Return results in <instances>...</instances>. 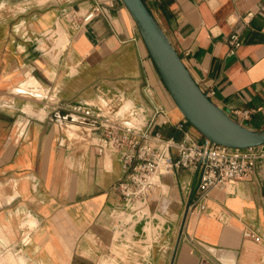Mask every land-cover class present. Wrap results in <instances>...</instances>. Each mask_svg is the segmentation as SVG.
Instances as JSON below:
<instances>
[{
	"label": "crops",
	"instance_id": "0c3cea01",
	"mask_svg": "<svg viewBox=\"0 0 264 264\" xmlns=\"http://www.w3.org/2000/svg\"><path fill=\"white\" fill-rule=\"evenodd\" d=\"M144 1L211 100L248 110L240 119L263 128L264 0ZM97 2L103 13L87 23L66 16ZM32 76L45 95L25 89ZM114 93L148 107L154 130L202 139L190 123L178 128L184 116L121 0H0V264H264V159L193 210L200 171L163 175L149 201L151 239L143 222L133 240L119 236L110 213L123 205L112 187L119 153L97 154L84 126L54 118L49 105ZM154 107L162 111L152 117ZM247 228L262 239L244 237Z\"/></svg>",
	"mask_w": 264,
	"mask_h": 264
},
{
	"label": "built area",
	"instance_id": "2783aa9c",
	"mask_svg": "<svg viewBox=\"0 0 264 264\" xmlns=\"http://www.w3.org/2000/svg\"><path fill=\"white\" fill-rule=\"evenodd\" d=\"M103 5L97 2L81 16L75 11L68 12L66 16L73 21L81 19V24L87 23L103 13ZM228 43L229 51L234 53L241 45L239 34L232 33ZM49 105L54 118L84 126L97 154H104L108 150L119 153L123 175L112 187L121 195L123 205L110 213L119 236L129 241L133 240V227L139 222L146 225L150 220L149 201L161 184L163 175L178 168L200 171L198 195L190 205L193 210L213 190L225 188L230 182L249 175L256 162L264 159V143L251 147H231L204 136L196 140L188 132L181 140L167 136L151 127L148 107L133 103L120 93L101 95L96 102L64 103L52 100ZM161 111L160 107H154L152 117ZM248 113V110H243L242 115H235L241 122L240 118ZM187 123L184 117L178 123V128L184 129ZM243 235L255 241L262 239L252 228L245 229Z\"/></svg>",
	"mask_w": 264,
	"mask_h": 264
},
{
	"label": "water",
	"instance_id": "95a60500",
	"mask_svg": "<svg viewBox=\"0 0 264 264\" xmlns=\"http://www.w3.org/2000/svg\"><path fill=\"white\" fill-rule=\"evenodd\" d=\"M133 18L145 46L173 101L204 137L231 147L264 143V127L251 129L228 108L217 106L202 90L144 0H121ZM189 204L187 205V210ZM187 211L185 212L186 217Z\"/></svg>",
	"mask_w": 264,
	"mask_h": 264
},
{
	"label": "rangeland",
	"instance_id": "374dc122",
	"mask_svg": "<svg viewBox=\"0 0 264 264\" xmlns=\"http://www.w3.org/2000/svg\"><path fill=\"white\" fill-rule=\"evenodd\" d=\"M55 32H56L55 30H52L50 33V36L52 37V34H54ZM57 32L59 33V38L56 39L57 41L55 40L56 41L55 46L64 47L62 40H65V42H68V40H69L68 34L61 26L58 27ZM46 48H47V50L51 49V47H46ZM32 77H33V81L25 89H28L30 86H32L35 90H39L40 92L42 91V96L45 95V90L39 85L40 83H39L38 79L35 76H32ZM27 80L24 81L21 85H25V84L27 85ZM42 96H40V97H42ZM26 110H29V106L26 107ZM155 195H157V193ZM152 201H157V196H155V197L153 196V198L151 199V206H152Z\"/></svg>",
	"mask_w": 264,
	"mask_h": 264
},
{
	"label": "bare ground",
	"instance_id": "6f19581e",
	"mask_svg": "<svg viewBox=\"0 0 264 264\" xmlns=\"http://www.w3.org/2000/svg\"><path fill=\"white\" fill-rule=\"evenodd\" d=\"M25 86H21V88H24ZM166 199V198H165ZM165 204V203H164ZM165 207H167V206H165ZM148 224V223H147ZM145 225V228H144V230H145V234H146V237L148 236V239L150 240L151 239V229H150V225L148 224V225ZM147 240V239H146Z\"/></svg>",
	"mask_w": 264,
	"mask_h": 264
}]
</instances>
